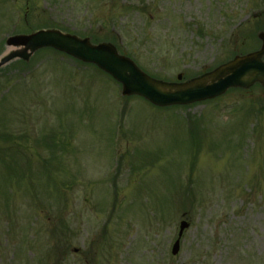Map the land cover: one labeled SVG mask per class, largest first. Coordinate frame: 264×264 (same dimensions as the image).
<instances>
[{"label":"rangeland","instance_id":"obj_1","mask_svg":"<svg viewBox=\"0 0 264 264\" xmlns=\"http://www.w3.org/2000/svg\"><path fill=\"white\" fill-rule=\"evenodd\" d=\"M49 28L186 81L259 49L264 0H0V55ZM28 63L0 71V264H264V91L156 108L52 50Z\"/></svg>","mask_w":264,"mask_h":264},{"label":"water","instance_id":"obj_2","mask_svg":"<svg viewBox=\"0 0 264 264\" xmlns=\"http://www.w3.org/2000/svg\"><path fill=\"white\" fill-rule=\"evenodd\" d=\"M262 46L258 52L235 57L210 73L183 84L165 83L151 79L126 57L118 55L111 44L92 45L88 39L63 34L56 30L38 31L14 36L6 44L16 50L0 59V68L14 59L25 62L39 49L52 48L83 63L93 64L110 75L122 87V96H140L157 107L184 106L211 100L229 89H249L255 84L264 88V33L258 35ZM181 80V76L177 77ZM188 225L180 224L179 237ZM176 241L172 254H176Z\"/></svg>","mask_w":264,"mask_h":264},{"label":"trees","instance_id":"obj_3","mask_svg":"<svg viewBox=\"0 0 264 264\" xmlns=\"http://www.w3.org/2000/svg\"><path fill=\"white\" fill-rule=\"evenodd\" d=\"M97 42V41H94ZM21 65H24L22 62H19ZM52 153V152H51ZM9 171H12V169L9 167ZM15 172V171H14Z\"/></svg>","mask_w":264,"mask_h":264}]
</instances>
